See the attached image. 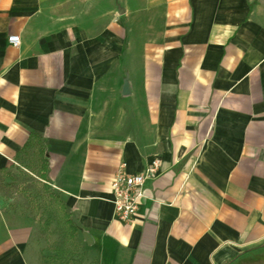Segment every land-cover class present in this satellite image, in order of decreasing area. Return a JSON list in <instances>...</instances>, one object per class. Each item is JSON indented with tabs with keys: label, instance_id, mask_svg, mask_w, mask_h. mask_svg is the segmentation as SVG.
I'll return each instance as SVG.
<instances>
[{
	"label": "crops",
	"instance_id": "crops-1",
	"mask_svg": "<svg viewBox=\"0 0 264 264\" xmlns=\"http://www.w3.org/2000/svg\"><path fill=\"white\" fill-rule=\"evenodd\" d=\"M30 157L85 264H264V0H0V264L54 254ZM157 157L121 222L113 177Z\"/></svg>",
	"mask_w": 264,
	"mask_h": 264
},
{
	"label": "rangeland",
	"instance_id": "rangeland-1",
	"mask_svg": "<svg viewBox=\"0 0 264 264\" xmlns=\"http://www.w3.org/2000/svg\"><path fill=\"white\" fill-rule=\"evenodd\" d=\"M33 157L25 162L16 165V171L12 178L7 179L9 186L26 199L30 212L39 220L43 234H45L49 248L54 252L51 256H57V260L49 259L51 256H44L48 264H85V254L79 245L67 244L63 247L61 228L56 219V204L52 200L51 189L40 179V167ZM66 250L63 255V250ZM59 253V254H58ZM61 256L63 258H61ZM63 261V262H62Z\"/></svg>",
	"mask_w": 264,
	"mask_h": 264
},
{
	"label": "built area",
	"instance_id": "built-area-1",
	"mask_svg": "<svg viewBox=\"0 0 264 264\" xmlns=\"http://www.w3.org/2000/svg\"><path fill=\"white\" fill-rule=\"evenodd\" d=\"M8 41L15 47L21 44L20 35L13 34ZM161 159H153L146 169L140 173L131 174L122 164L111 181L112 203L115 217L124 223L132 222L138 214L140 205L145 197V182L155 178L162 172Z\"/></svg>",
	"mask_w": 264,
	"mask_h": 264
},
{
	"label": "trees",
	"instance_id": "trees-1",
	"mask_svg": "<svg viewBox=\"0 0 264 264\" xmlns=\"http://www.w3.org/2000/svg\"><path fill=\"white\" fill-rule=\"evenodd\" d=\"M35 138H36V135L32 134L31 139L24 146L23 151L28 152V150L32 149L35 146V141H36ZM45 168H46V166L43 162L41 169L44 171ZM41 176L44 178L45 174L42 173ZM50 196H51L52 200L55 202L56 208H57V212L55 215H56V219L58 221V225L61 228V234L63 237L62 245H63V247H65V245H67L68 243L74 244L76 234H77V227L75 226L73 220L71 219L69 212L66 210L65 204L60 200V198L56 194H54L53 192L50 193ZM66 250H69V248H65L63 250L64 251L63 255H64ZM61 258H63V257L61 256ZM49 259L57 260V256L56 255L51 256Z\"/></svg>",
	"mask_w": 264,
	"mask_h": 264
},
{
	"label": "water",
	"instance_id": "water-1",
	"mask_svg": "<svg viewBox=\"0 0 264 264\" xmlns=\"http://www.w3.org/2000/svg\"><path fill=\"white\" fill-rule=\"evenodd\" d=\"M127 91H128V82L126 81L124 85V93H126Z\"/></svg>",
	"mask_w": 264,
	"mask_h": 264
}]
</instances>
